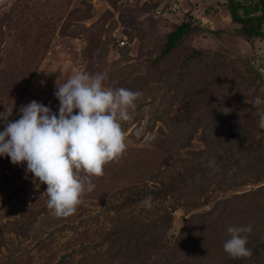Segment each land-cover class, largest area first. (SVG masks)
<instances>
[{
    "label": "rangeland",
    "instance_id": "obj_1",
    "mask_svg": "<svg viewBox=\"0 0 264 264\" xmlns=\"http://www.w3.org/2000/svg\"><path fill=\"white\" fill-rule=\"evenodd\" d=\"M180 1L194 14L156 16L148 0H0V112L12 109L9 120L19 119L20 107L33 100L58 114L57 85L77 72L106 73L105 88L142 93L131 119L122 122L125 154L106 165L103 176L92 178L95 189L67 218H57L48 208L47 185L26 171V163L13 164L10 157L0 156V264H129L131 260L109 248L110 230L130 220L144 225L168 213L169 222L156 231L162 239L155 249H176L168 264H200L193 254L199 258L204 251H194L181 235L189 214L202 213L234 194L263 203L264 196H255L264 187V178L258 183L255 178L260 165H246L245 160L253 156L248 152L252 148L257 156L264 153V122L259 119L264 85L256 80L251 86L242 84L249 54L239 35L241 24L232 20L227 0ZM191 17L201 29L159 60L167 34ZM192 49L234 60L242 73L239 86L224 80L238 76L234 65L226 66L224 75L222 64L209 55L193 57ZM256 51L264 57L263 44L256 43ZM213 104L222 110H213ZM208 108L220 117L200 120ZM212 123L213 128H245L241 140L230 144L242 166L227 157L226 141L198 153L206 149L204 133ZM230 131L231 136L237 133ZM213 151L216 157H210ZM213 159L217 165L209 166ZM225 164L232 168L228 174ZM194 165L195 176L187 179V167ZM200 166L211 170L202 173ZM172 179L182 181L166 198L153 201L151 209L141 201L120 208L134 190L160 187Z\"/></svg>",
    "mask_w": 264,
    "mask_h": 264
},
{
    "label": "clouds",
    "instance_id": "obj_2",
    "mask_svg": "<svg viewBox=\"0 0 264 264\" xmlns=\"http://www.w3.org/2000/svg\"><path fill=\"white\" fill-rule=\"evenodd\" d=\"M106 76L77 72L57 85L58 114L36 100L22 105L20 118L14 121L9 120L12 109L0 112L4 123L0 156L10 157L13 164L26 163V171L47 185V206L57 218L75 214L84 196L95 189L92 178L103 176L106 165L119 162L126 152L122 122L131 119L142 93L105 88ZM260 119L264 122V112ZM214 163V159L209 161V166ZM141 205L151 209L152 197L147 196ZM227 231L230 238L224 251L233 258L251 257L246 235L251 225Z\"/></svg>",
    "mask_w": 264,
    "mask_h": 264
},
{
    "label": "trees",
    "instance_id": "obj_3",
    "mask_svg": "<svg viewBox=\"0 0 264 264\" xmlns=\"http://www.w3.org/2000/svg\"><path fill=\"white\" fill-rule=\"evenodd\" d=\"M226 9L230 13L233 21H237L241 24L239 31L246 39H252L256 36L263 37L262 24L264 23V0H257L256 2H251V0H227ZM152 7V4H151ZM193 11V9H191ZM192 11L187 13L194 14ZM183 18V16H182ZM191 18L182 19L178 24H175L174 28L167 34L166 39L161 47L159 60L167 58L172 52L179 48L183 40L196 30L201 28L195 24H192ZM218 34L219 32L216 31ZM193 57L202 59L204 56H211L214 52H205L202 50L192 49ZM215 59V64H222L223 74H226L225 67L228 65L232 66V69L238 76H235L231 81L229 79L227 82H233L235 86H239L240 78L242 74L241 71L235 65L234 60H227L225 56L215 54L212 57ZM184 64L182 65V67ZM248 71H246L248 77L242 79L243 83L248 82V85H253V82L260 80L258 73L251 68L248 64ZM228 88V86H227ZM222 88H217L220 91ZM245 88H243V91ZM213 110L221 111L222 107L219 104L212 105ZM225 109V107H223ZM220 117V114L211 109H207L202 112L200 117L202 121H206L205 118H209L214 121L213 117ZM205 119V120H204ZM232 119V118H231ZM260 119V115H259ZM219 124V123H218ZM217 124V125H218ZM225 127V128H224ZM230 130L237 131L235 136H231ZM245 128H239L238 126L220 125L213 128V123L210 131L204 133L206 149L199 151L201 154L208 151L212 146L217 145L219 142H227V157H234V166L240 167L242 163L240 159H237L233 154V148L230 146L232 141H239L244 136ZM191 133V132H189ZM242 149V147H241ZM244 149V148H243ZM242 149V150H243ZM241 150V151H242ZM247 151V149H246ZM245 151V152H246ZM256 149L248 150V152H253V156L250 159L245 160L246 165H255L254 163H259L256 170V183L262 181L264 178V153H260L257 156ZM217 152V151H216ZM216 152H212L210 157H216ZM226 152V149H225ZM229 152V153H228ZM231 153V154H230ZM229 155V156H228ZM220 158L222 155H219ZM219 158V159H220ZM221 159H226L225 157ZM238 161V162H237ZM219 162V161H218ZM217 162L212 166H216ZM228 164L222 165L225 168ZM196 166L194 165L191 169L187 167V179H193L196 173ZM232 168L226 167L224 174H228ZM211 169L205 166H200V171L202 173L209 172ZM184 178V176H183ZM182 181L181 179H172L169 183L163 184L156 188H138L134 190L131 195L127 196L126 204H122L120 208L129 206L130 204L138 201L144 200L147 196H151L153 201L158 199L166 198L176 189L177 183ZM258 191L262 190L260 193L257 192L255 196H264V187L259 186ZM251 195V194H250ZM119 208V209H120ZM170 214L161 215L149 223L142 225V221H124L119 225L114 226L108 233V243L109 248H112V253L116 252L123 256L125 259L131 260L129 264H168V258L175 256L176 249L171 251L163 252L161 249H155L157 241H161L159 233H156L160 228L164 227L165 224L169 222ZM233 219L232 223L228 225V221ZM251 225L252 231L248 236L247 247L251 249L252 255L248 258H233L228 253L224 251V243L230 238L228 233L229 227H245ZM3 230H0V236ZM182 237H187L188 242L192 247L197 250H202V257H197L193 254L194 260L200 264H264L262 255L264 254V201L263 203L254 200L246 199V195L234 194L228 199L216 200L209 209L202 213H192L189 214L184 220V228L182 229ZM180 238V237H179ZM180 241L177 238L176 245ZM211 251V253H209Z\"/></svg>",
    "mask_w": 264,
    "mask_h": 264
},
{
    "label": "built area",
    "instance_id": "obj_4",
    "mask_svg": "<svg viewBox=\"0 0 264 264\" xmlns=\"http://www.w3.org/2000/svg\"><path fill=\"white\" fill-rule=\"evenodd\" d=\"M152 4V10L156 16L168 17L179 16L182 17L187 12L183 9L182 2L180 0H148ZM198 23L196 20H192V24ZM123 44V40L119 42ZM247 64L253 68L259 75L260 80L264 84V58L260 56H254L247 59Z\"/></svg>",
    "mask_w": 264,
    "mask_h": 264
},
{
    "label": "crops",
    "instance_id": "obj_5",
    "mask_svg": "<svg viewBox=\"0 0 264 264\" xmlns=\"http://www.w3.org/2000/svg\"><path fill=\"white\" fill-rule=\"evenodd\" d=\"M222 8H224L223 6H222ZM194 10V9H193ZM226 10V9H225ZM264 24V23H263ZM263 24H262V29H264V27H263ZM239 30V29H238ZM262 32H263V37H264V31L262 30ZM239 33V32H238ZM239 35H241V33H239ZM243 36V35H242ZM263 37H258V36H256V37H254V38H252V39H246L245 37L243 38L244 40H245V42H246V44L248 45V47L247 48H245V51H246V53L247 54H249L248 55V58H251V57H254V56H256V55H259L258 53H257V51H256V43H260V44H263V46H264V38ZM246 47V46H245ZM239 50H241V49H239ZM260 57H262V56H260ZM264 58V57H263Z\"/></svg>",
    "mask_w": 264,
    "mask_h": 264
}]
</instances>
